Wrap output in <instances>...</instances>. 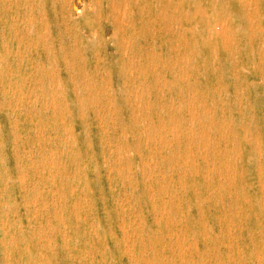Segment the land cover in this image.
Listing matches in <instances>:
<instances>
[{"label": "rangeland", "instance_id": "obj_1", "mask_svg": "<svg viewBox=\"0 0 264 264\" xmlns=\"http://www.w3.org/2000/svg\"><path fill=\"white\" fill-rule=\"evenodd\" d=\"M0 264H264V0H0Z\"/></svg>", "mask_w": 264, "mask_h": 264}, {"label": "bare ground", "instance_id": "obj_2", "mask_svg": "<svg viewBox=\"0 0 264 264\" xmlns=\"http://www.w3.org/2000/svg\"><path fill=\"white\" fill-rule=\"evenodd\" d=\"M83 8V7H82ZM82 8L81 6L79 7H74V11L76 14L80 13V11L82 12ZM93 8V7H92ZM94 10V9H93ZM81 15V14H80ZM152 18V17H151ZM156 19V18H155ZM131 25V24H130ZM133 25V24H132ZM30 33V32H29ZM34 34V33H33ZM134 35V34H133ZM93 38V37H92ZM94 40V39H93ZM82 46V45H81ZM13 47V46H12ZM225 48V47H224ZM19 50V49H18ZM5 51V50H4ZM148 55V54H146ZM27 56V55H26ZM150 58V57H149ZM194 62V61H193ZM117 104V103H116ZM139 107V106H138ZM113 108V106H112ZM119 110V109H118ZM223 112V111H222ZM81 113V112H80ZM200 122V121H199ZM42 128V127H41ZM210 128V127H209ZM192 134V133H191ZM203 135V134H202ZM167 141V140H166ZM173 149V148H172ZM179 149V148H178ZM156 151V150H155ZM164 151V150H163ZM129 155V154H128ZM131 156V155H130ZM200 157V156H199ZM149 158V157H148ZM203 158V157H202ZM212 159V158H211ZM33 161V160H32ZM215 161V160H214ZM31 162V161H30ZM213 162V161H212ZM45 172V171H44ZM213 175V174H212ZM215 182V181H214ZM91 192V191H90ZM221 194H224V193H221ZM79 197V196H78ZM227 197V196H226ZM228 198V197H227ZM218 200V199H217ZM235 202V201H234ZM261 203V202H260ZM211 228V227H210Z\"/></svg>", "mask_w": 264, "mask_h": 264}]
</instances>
